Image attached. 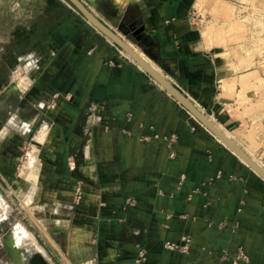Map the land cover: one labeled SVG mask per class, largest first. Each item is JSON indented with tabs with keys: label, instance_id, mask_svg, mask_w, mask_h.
<instances>
[{
	"label": "crops",
	"instance_id": "obj_1",
	"mask_svg": "<svg viewBox=\"0 0 264 264\" xmlns=\"http://www.w3.org/2000/svg\"><path fill=\"white\" fill-rule=\"evenodd\" d=\"M54 2L69 11L61 1ZM194 2L83 1L96 19L197 109L210 111V121L260 164L251 153L259 148L252 149L247 137L254 116L250 109L261 95L262 69L240 54L241 46L232 53L235 43H230L226 31L231 22L208 26L201 13L200 24L195 22L186 12ZM208 5V0L200 3L202 10ZM52 24L50 30L56 22ZM28 31L32 36L33 29ZM81 33L83 40L72 47L45 50V56L58 54L57 63L51 61L42 71L33 67L32 75L44 72V92L72 98L77 105L87 103L94 110L89 119L97 118L84 146L88 161L84 170L99 188H88L77 207L79 218L93 219L91 227L82 223L78 229L92 233L91 238L84 237L92 244L86 263L233 264L242 249L246 258L235 264H264V180L104 35ZM35 39L53 41L40 34ZM27 56L31 60L34 55ZM19 69L16 66V72ZM96 115H103L108 125L98 123ZM19 121L11 122V127L27 134L32 121ZM53 129L43 124L35 143L51 149ZM1 135L0 153L6 146L1 145ZM28 165L27 175L20 170V177L30 187L31 200L32 184L40 178L36 151ZM42 193L62 207L73 197L69 191L62 192L61 200L54 192ZM33 200H38L37 194ZM69 222L59 219L56 224L69 232ZM12 239L10 235L7 243L16 259L6 249L11 264H24V254L32 250L52 263L21 225H16V245ZM70 239L67 234L66 250ZM82 247L78 256L86 259L90 247Z\"/></svg>",
	"mask_w": 264,
	"mask_h": 264
},
{
	"label": "rangeland",
	"instance_id": "obj_2",
	"mask_svg": "<svg viewBox=\"0 0 264 264\" xmlns=\"http://www.w3.org/2000/svg\"><path fill=\"white\" fill-rule=\"evenodd\" d=\"M58 1L68 6L69 11H63L54 0H0V134L1 145H6L0 153V206L7 213L0 218V264L12 262L4 242L12 236L16 225H21L27 234L34 236L52 261L43 260L32 250L24 254V264H92L86 263L91 259L92 244L84 238L85 235H88L86 239L91 238L92 233H82L78 229L82 228V223L91 227L93 219L88 215L83 221L78 217L77 207H80L82 195L88 188H99V184L93 183L84 170L88 164L84 146L89 141L90 124L97 118L89 119L94 110L91 111L92 107L87 103L77 105L72 98L62 99L59 95L44 92L42 85L47 80L44 72L40 76L32 75L36 72L33 67H39L42 71L51 61L57 63L58 54H44L50 46L60 50L72 47L83 40L82 30L92 34L97 31L66 0ZM79 1L92 14L84 0ZM184 1L188 5L192 0ZM202 1L195 0L186 12H190V17L195 18L198 24L202 19L200 15L205 20L204 24L208 21V26L225 27L223 23L231 22L226 31L232 38L230 43L236 44L231 46L232 53H238L236 46H241L240 54L251 64L261 67L264 79V0H208V9L205 10L201 9ZM54 22L56 24L50 30L48 27ZM30 28L33 29L32 36L28 33ZM115 31L120 33L117 29ZM39 34L53 41L50 44H44L43 40L37 43L35 38ZM27 53L34 55L31 60ZM16 66L20 68L18 72ZM26 74L31 79L30 85ZM16 82L22 83L19 90H16ZM257 100L255 107L250 109L249 115L254 116L249 122L252 131L247 139L252 149L259 148L256 153H251L260 164L254 161L263 168L264 154L258 153L264 150V81ZM96 116L98 123L104 127L108 125L101 118L103 115ZM19 120L32 121L25 135L18 134L10 125L11 122L17 125ZM45 123L54 128L51 149L37 145L34 140L37 130ZM34 151L40 165V178L32 184L35 194L29 200L30 187L20 177V170L27 175L30 169L28 163L32 162ZM43 191L48 194L54 192L59 200L64 198L62 192H73L70 208L67 205L62 207L63 203L47 200ZM36 194L38 200L34 201ZM59 219L70 220L69 232L65 226L56 224ZM67 234L71 238L68 255ZM72 244L74 246L70 247ZM83 245L90 247L86 249L88 259L78 256Z\"/></svg>",
	"mask_w": 264,
	"mask_h": 264
},
{
	"label": "water",
	"instance_id": "obj_3",
	"mask_svg": "<svg viewBox=\"0 0 264 264\" xmlns=\"http://www.w3.org/2000/svg\"><path fill=\"white\" fill-rule=\"evenodd\" d=\"M73 6L98 32L104 35L121 51H123L130 59H132L139 67L142 68L156 83H158L165 91H167L190 115H192L205 129L212 133L219 141L222 142L234 155L240 158L251 170L264 180V170L257 166L236 144L226 138V136L216 128V126L206 117L207 114L199 111L191 102H189L175 87L165 80L158 72H156L149 64L138 56L121 38H119L112 30L96 19L79 0H66ZM6 247V246H5ZM7 250L8 247H6ZM10 251V250H9Z\"/></svg>",
	"mask_w": 264,
	"mask_h": 264
},
{
	"label": "bare ground",
	"instance_id": "obj_4",
	"mask_svg": "<svg viewBox=\"0 0 264 264\" xmlns=\"http://www.w3.org/2000/svg\"><path fill=\"white\" fill-rule=\"evenodd\" d=\"M141 58V57H140ZM141 68V67H140ZM142 69V68H141ZM22 85V83H15V87H16V89H18L20 86ZM199 110V109H198ZM200 111V110H199ZM208 119H209V117L208 116H206ZM210 120V119H209ZM217 128V127H216ZM218 129V128H217ZM219 130V129H218ZM224 134V133H223ZM225 135V134H224ZM226 136V135H225ZM226 138H228L227 136H226ZM229 139V138H228ZM230 140V139H229ZM221 142V141H220ZM222 143V142H221ZM245 153V152H244ZM246 154V153H245ZM247 155V154H246ZM248 156V155H247ZM249 157V156H248ZM250 158V157H249ZM257 166H259L252 158H250ZM261 169H263L261 166H259ZM264 170V169H263ZM1 203V202H0ZM2 205V204H1ZM5 213H6V210L4 209V208H2L1 206H0V218H2L4 215H5ZM7 214V213H6ZM3 215V216H2ZM5 217V216H4ZM12 236H13V241H14V244L16 245V229L14 230V233L12 234ZM8 240L7 241H5L4 242V245L6 246V247H8V249L12 252V255H13V257H14V259H16L15 258V254H14V251H13V249L8 245Z\"/></svg>",
	"mask_w": 264,
	"mask_h": 264
},
{
	"label": "built area",
	"instance_id": "obj_5",
	"mask_svg": "<svg viewBox=\"0 0 264 264\" xmlns=\"http://www.w3.org/2000/svg\"><path fill=\"white\" fill-rule=\"evenodd\" d=\"M245 258H246V256H245L244 252L242 251V249H238L237 257L235 258V260H233V264H235L239 260H244Z\"/></svg>",
	"mask_w": 264,
	"mask_h": 264
},
{
	"label": "flooded vegetation",
	"instance_id": "obj_6",
	"mask_svg": "<svg viewBox=\"0 0 264 264\" xmlns=\"http://www.w3.org/2000/svg\"><path fill=\"white\" fill-rule=\"evenodd\" d=\"M13 259V258H12Z\"/></svg>",
	"mask_w": 264,
	"mask_h": 264
}]
</instances>
